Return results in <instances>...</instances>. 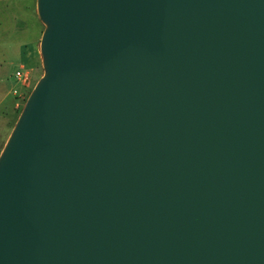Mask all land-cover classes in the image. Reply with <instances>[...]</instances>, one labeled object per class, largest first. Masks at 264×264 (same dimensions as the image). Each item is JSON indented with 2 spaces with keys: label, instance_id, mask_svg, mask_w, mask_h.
Listing matches in <instances>:
<instances>
[{
  "label": "water",
  "instance_id": "obj_1",
  "mask_svg": "<svg viewBox=\"0 0 264 264\" xmlns=\"http://www.w3.org/2000/svg\"><path fill=\"white\" fill-rule=\"evenodd\" d=\"M35 8L0 264H264V0Z\"/></svg>",
  "mask_w": 264,
  "mask_h": 264
},
{
  "label": "rangeland",
  "instance_id": "obj_2",
  "mask_svg": "<svg viewBox=\"0 0 264 264\" xmlns=\"http://www.w3.org/2000/svg\"><path fill=\"white\" fill-rule=\"evenodd\" d=\"M42 29L43 24L37 16L35 0H0V51L5 53L4 55H6V58H8L7 45L9 43L16 38L28 40L33 32H35L37 36ZM39 39L40 36L37 37L31 51V54L34 55V59L29 62L28 65L26 64L19 67L17 60H8L4 64L5 76L11 83H13L15 77L18 82L15 84L16 91H12L13 97L9 95L11 99L13 98L11 104V117L0 124V150L28 93L38 77L42 74L38 50ZM15 70L19 71L20 75L26 74V79L23 80L21 76L15 75Z\"/></svg>",
  "mask_w": 264,
  "mask_h": 264
},
{
  "label": "crops",
  "instance_id": "obj_3",
  "mask_svg": "<svg viewBox=\"0 0 264 264\" xmlns=\"http://www.w3.org/2000/svg\"><path fill=\"white\" fill-rule=\"evenodd\" d=\"M41 32L42 31H39L37 36L35 32H33L28 40H23L20 38L14 39L7 45L8 58H6V55H4L5 53H3V51H0V124L8 120L7 118L11 117V104L13 98L11 99L9 95L13 97L12 91H16L15 84L18 82L15 77V80L13 83H11V81L5 76L4 64L8 60H17L19 67H22L26 64L28 65V63L34 59V55L31 54V51L37 37L40 36Z\"/></svg>",
  "mask_w": 264,
  "mask_h": 264
},
{
  "label": "built area",
  "instance_id": "obj_4",
  "mask_svg": "<svg viewBox=\"0 0 264 264\" xmlns=\"http://www.w3.org/2000/svg\"><path fill=\"white\" fill-rule=\"evenodd\" d=\"M15 75H17V76H21L23 80L26 79V74H22V75H20V72H19V71H16V72H15Z\"/></svg>",
  "mask_w": 264,
  "mask_h": 264
}]
</instances>
